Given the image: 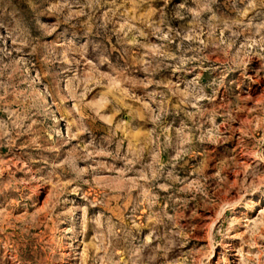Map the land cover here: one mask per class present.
I'll return each mask as SVG.
<instances>
[{"label": "rangeland", "instance_id": "obj_1", "mask_svg": "<svg viewBox=\"0 0 264 264\" xmlns=\"http://www.w3.org/2000/svg\"><path fill=\"white\" fill-rule=\"evenodd\" d=\"M0 264H264V0H0Z\"/></svg>", "mask_w": 264, "mask_h": 264}]
</instances>
